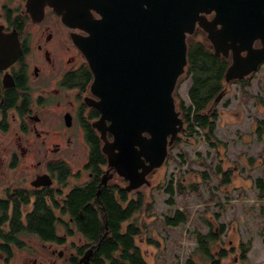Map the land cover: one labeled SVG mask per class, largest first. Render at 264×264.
Returning <instances> with one entry per match:
<instances>
[{"label": "flooded vegetation", "instance_id": "1", "mask_svg": "<svg viewBox=\"0 0 264 264\" xmlns=\"http://www.w3.org/2000/svg\"><path fill=\"white\" fill-rule=\"evenodd\" d=\"M213 15L214 11L206 17ZM100 16L81 0H0V201L7 204V221L1 229L11 233L16 210L26 225L38 202L50 206L56 219L51 239L28 230L16 234L17 239L22 234L36 236L48 250L30 264H84L89 248V264H96L98 234L82 228L87 224L81 223L83 209L69 211L72 191L93 187L84 206L98 209L101 217L103 191L109 190L113 201L121 203V188L130 200L131 191L148 185L126 188L128 180L109 168L100 131L93 126L100 112L88 100L98 97L91 92L93 74L76 41L89 35L80 23ZM197 28L202 29L197 25L192 33ZM260 44L259 39L253 42L254 47ZM226 58L229 65L230 50ZM106 136L112 139L108 131ZM76 145L86 154L78 167L69 159L79 154L80 150H73ZM94 148L105 157L103 163L90 164ZM106 172L111 176L101 184ZM6 245L9 251L0 250V264H15L13 254L24 248L23 242L12 240Z\"/></svg>", "mask_w": 264, "mask_h": 264}, {"label": "water", "instance_id": "2", "mask_svg": "<svg viewBox=\"0 0 264 264\" xmlns=\"http://www.w3.org/2000/svg\"><path fill=\"white\" fill-rule=\"evenodd\" d=\"M81 1L101 15L80 23L89 35L76 42L93 74L91 92L98 98L88 102L100 112L93 126L102 151L109 168L128 180V190L149 185L147 175L164 163L183 128L173 91L187 63V34L198 25L216 55L231 51L225 83L244 78L264 61V0ZM91 253L85 252L84 264Z\"/></svg>", "mask_w": 264, "mask_h": 264}, {"label": "rangeland", "instance_id": "3", "mask_svg": "<svg viewBox=\"0 0 264 264\" xmlns=\"http://www.w3.org/2000/svg\"><path fill=\"white\" fill-rule=\"evenodd\" d=\"M248 76L245 86L234 80L224 83V92L215 104L213 133L221 144L212 147L198 127L192 132L181 131L178 145L171 147L166 161L148 176L149 185L131 191V198L139 193L145 204L150 203L149 209L142 207L143 232L136 238L150 264H186L197 245L195 233L210 228L218 231L221 225L220 240L212 247L228 249L221 264H264V198L258 196L256 186V179L264 174V136L258 138L255 132V119H264V63ZM191 81L186 77L174 89L176 104L180 98L185 106L191 105ZM80 154L81 150L69 156L74 167L86 160V154ZM220 164L225 171L234 168L230 181L222 182L221 173H214ZM198 171H205L208 178L203 180ZM15 177L12 174V179ZM179 180L185 185L181 193L175 191ZM168 187L174 192H168ZM176 210L184 212L187 220L177 226L163 224L166 215ZM18 239L24 248L15 250L13 263L30 264L34 257L47 255L38 237L22 234ZM249 240L247 259H242L240 244ZM193 254L199 262L209 264L199 253Z\"/></svg>", "mask_w": 264, "mask_h": 264}, {"label": "trees", "instance_id": "4", "mask_svg": "<svg viewBox=\"0 0 264 264\" xmlns=\"http://www.w3.org/2000/svg\"><path fill=\"white\" fill-rule=\"evenodd\" d=\"M199 34H203L202 39L196 38ZM186 42L187 63L184 72L178 77L175 87L177 88L184 78L191 77V86L188 90L191 105L185 106L179 97L176 104L184 123L182 131L192 132L195 130V127H198L204 134L205 140L215 148L216 145L221 144L220 142L217 144L218 141L213 133L217 115L215 109L217 101L215 97L223 90L225 69L230 59L214 53L212 45L205 37L202 29L197 28L194 33L187 35ZM249 77L234 79V81L245 86L249 84ZM173 96L177 98L176 90L173 91ZM255 125V132L258 138L263 137L264 119H255ZM178 140L179 136L177 135L170 145L169 151L171 147L173 148V146L178 145ZM91 155V165H95V161L98 163L105 161V157L96 148L92 150ZM233 170L234 168L232 167H229L227 171L222 170L220 164L214 173H221L222 182H228L230 181V172ZM154 171L155 169L150 174L154 173ZM198 174L201 175L203 180L208 178V174L205 171H198ZM184 186L181 180H179L175 191L181 193ZM256 186L259 189L258 196L264 198V174L256 179ZM167 190L170 193L174 192L173 187H168ZM93 192L94 189L91 186L85 190L75 189L72 191L69 195L68 209L72 214L76 213L78 209H83L85 220H81V223L86 221L87 224L82 226V228L91 229L98 234V238L96 237L95 239L98 241L95 249L96 264H150L136 241V238L141 236L143 232V221L141 220L140 212L144 211H141L142 207L149 209L150 203L145 204L146 199L138 192L136 197L128 200L125 190L121 188V203L127 200L126 204H121L119 201H113L109 190L103 191L99 196L102 208V215L100 217L98 209H91L90 205L84 206L86 199L93 196ZM169 202H172L171 199ZM6 207V202L2 203L0 201V241L2 242L0 243V250L9 251L7 250L6 243L18 240L16 234L22 230L38 232L43 239L52 238L56 219L53 217L50 206H40L38 202L34 210L29 214L28 221L27 223L25 222L26 225L22 224L20 211L16 210L15 216L10 222L11 233L1 229L3 223L7 221ZM186 220V214L180 210H176L173 215H166L162 222L165 225L177 226ZM222 229L223 226L221 225L218 231L210 228L207 232L195 233L197 245L193 252L199 253V257L209 261V264H221L222 259L228 255V249L226 248L212 249L213 244L220 240ZM262 233L264 235V227L261 231ZM148 242L151 243L152 240L149 239ZM250 248V240L240 244V257L242 259H247L246 252ZM193 252L189 255L186 264H204L197 260L198 257L194 256Z\"/></svg>", "mask_w": 264, "mask_h": 264}]
</instances>
